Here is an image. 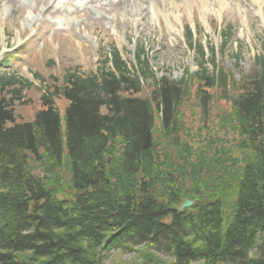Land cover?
<instances>
[{"label": "trees", "instance_id": "trees-1", "mask_svg": "<svg viewBox=\"0 0 264 264\" xmlns=\"http://www.w3.org/2000/svg\"><path fill=\"white\" fill-rule=\"evenodd\" d=\"M232 31L222 29V51ZM186 41L199 70L179 82L158 78L143 48L132 75L111 50L98 74L46 84L21 123L32 84L0 76V264H103L104 252L140 245L173 264H264V54L237 81L214 47L206 68L189 28ZM222 101L234 143L188 141L186 108L201 110L204 129Z\"/></svg>", "mask_w": 264, "mask_h": 264}, {"label": "rangeland", "instance_id": "rangeland-1", "mask_svg": "<svg viewBox=\"0 0 264 264\" xmlns=\"http://www.w3.org/2000/svg\"><path fill=\"white\" fill-rule=\"evenodd\" d=\"M192 6L185 7L187 2ZM0 36L3 49H13L34 39L23 55L24 64L15 68L24 78L34 74L59 76L66 68H77L88 75L98 65V48L105 53L118 50L130 69L136 65L135 54L143 48L149 64L159 76L180 80L185 70H197L196 55L186 42V29L198 28V40L205 46L218 49L222 26L233 28V37L219 57L235 80L257 70L255 62L264 48V0H0ZM206 4V5H205ZM153 7L156 9L154 12ZM142 15H140V11ZM5 11V13H4ZM34 21L31 24V21ZM8 45V46H7ZM239 59V61H236ZM54 67L49 68L48 63ZM20 74V75H21ZM38 87L40 83L34 80ZM37 102L38 97L31 94ZM65 109L67 103L60 104ZM212 118L204 129L200 126L201 110H186L195 120L187 140L195 145L208 142L214 135L234 143L233 135L219 124L221 113L228 114L231 105L225 101L210 107ZM37 105L18 107L17 114L31 121ZM34 171H44L30 161ZM103 264H173L165 252L131 246L123 251H108L102 255Z\"/></svg>", "mask_w": 264, "mask_h": 264}, {"label": "bare ground", "instance_id": "bare-ground-1", "mask_svg": "<svg viewBox=\"0 0 264 264\" xmlns=\"http://www.w3.org/2000/svg\"><path fill=\"white\" fill-rule=\"evenodd\" d=\"M197 2H200V4L201 3H205V0H196ZM253 1H257V0H253ZM1 4H2V6L4 7V9H6V6L5 5H3V2H0ZM206 5V4H205ZM192 6V2H187V4L185 5V7H191ZM7 10V9H6ZM153 10H154V12L156 11V9L153 7ZM142 11H143V9L140 11L141 13H140V15H142ZM4 13H5V11H4ZM189 209V208H188Z\"/></svg>", "mask_w": 264, "mask_h": 264}, {"label": "water", "instance_id": "water-1", "mask_svg": "<svg viewBox=\"0 0 264 264\" xmlns=\"http://www.w3.org/2000/svg\"><path fill=\"white\" fill-rule=\"evenodd\" d=\"M192 205H193V202H191V201H186V202H185V203L179 208V211L182 212L183 210L192 207Z\"/></svg>", "mask_w": 264, "mask_h": 264}]
</instances>
